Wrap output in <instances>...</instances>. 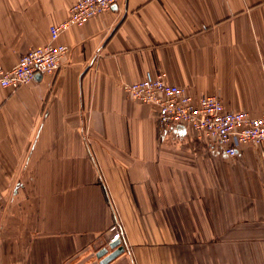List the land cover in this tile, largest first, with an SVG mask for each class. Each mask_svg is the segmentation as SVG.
<instances>
[{
	"label": "crops",
	"instance_id": "obj_1",
	"mask_svg": "<svg viewBox=\"0 0 264 264\" xmlns=\"http://www.w3.org/2000/svg\"><path fill=\"white\" fill-rule=\"evenodd\" d=\"M75 1L0 0V66L46 45ZM59 43V71L0 87V264H264L262 149L164 129L123 89L164 75L260 117L264 0H125ZM116 221L124 252L106 262Z\"/></svg>",
	"mask_w": 264,
	"mask_h": 264
},
{
	"label": "built area",
	"instance_id": "obj_2",
	"mask_svg": "<svg viewBox=\"0 0 264 264\" xmlns=\"http://www.w3.org/2000/svg\"><path fill=\"white\" fill-rule=\"evenodd\" d=\"M125 0H76L69 17L50 27L46 45L31 49L10 68L0 66V87L16 92L33 82L38 76L59 71L70 48L59 39L72 27H82L93 18L119 6ZM124 91L138 102L155 108L162 128L185 127L212 141L226 155L236 157L245 145H254L264 154V113L253 117L248 112L226 109L216 95L203 96L198 101L188 95L185 88L168 84L164 75L150 76L135 84H124ZM4 196L0 193V211ZM126 242L125 232L119 221L109 231L110 244Z\"/></svg>",
	"mask_w": 264,
	"mask_h": 264
},
{
	"label": "water",
	"instance_id": "obj_3",
	"mask_svg": "<svg viewBox=\"0 0 264 264\" xmlns=\"http://www.w3.org/2000/svg\"><path fill=\"white\" fill-rule=\"evenodd\" d=\"M109 248L114 250V252L110 255H108V249H103L100 251V254L98 255V258H101L104 255H108V257L106 258V262H110L112 260H114L116 257H118L119 255H121L124 252V248L121 247V242L120 241H116L112 244L109 245Z\"/></svg>",
	"mask_w": 264,
	"mask_h": 264
},
{
	"label": "rangeland",
	"instance_id": "obj_4",
	"mask_svg": "<svg viewBox=\"0 0 264 264\" xmlns=\"http://www.w3.org/2000/svg\"><path fill=\"white\" fill-rule=\"evenodd\" d=\"M109 231H110V230H109ZM109 231H108V232H109Z\"/></svg>",
	"mask_w": 264,
	"mask_h": 264
}]
</instances>
